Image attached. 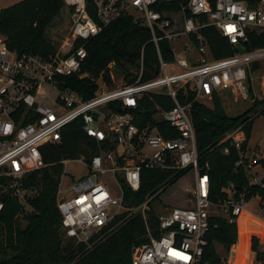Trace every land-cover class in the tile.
I'll return each instance as SVG.
<instances>
[{"label":"built area","instance_id":"2783aa9c","mask_svg":"<svg viewBox=\"0 0 264 264\" xmlns=\"http://www.w3.org/2000/svg\"><path fill=\"white\" fill-rule=\"evenodd\" d=\"M62 1L71 17L72 45L65 53L19 55L9 50L0 35V190L23 199L22 180L45 166L42 146L58 142L63 128L79 120L82 131L97 142V153L88 160L77 159L87 172L74 182L66 183L69 161H62L56 204L66 237L90 249L130 216L140 214L147 241L132 248L131 264H264V157L244 147L242 126L226 132L217 146L223 145L225 155L232 150L237 154L233 169L237 177L228 183L222 198L211 200L209 163L199 160L188 114L191 103L179 102V93L185 89L198 102L199 98L212 102L213 95L222 91L240 100L250 99L251 66L264 58V48L248 50L245 44L249 32H264V0H215L214 7L210 0H189L180 11L162 9L174 0ZM125 16L149 29L157 52V74L140 80L141 57L136 81L112 88L97 81L94 96L83 99L65 83L66 77L80 71L86 57L84 46L73 49L74 42L96 36ZM205 26L215 27L235 49L244 47L245 53L212 59L197 33ZM191 35L199 41L196 50L202 56L198 61H193L191 51L187 53L193 48ZM162 39L171 42L172 60L161 55ZM176 41L182 44L181 51ZM44 89L51 93L49 105L37 99L46 95ZM153 96L168 98L172 107L165 110L164 103H156L147 118L142 102ZM161 122L177 136L165 138L157 125ZM143 170L171 171L170 177L181 170L191 172V206L165 204L161 200L165 186L141 204L126 206L122 182L137 192ZM156 203L160 211L155 210ZM247 204H254L256 211L242 222ZM220 219L236 225L237 242L229 247L215 243L214 256L209 258L207 236ZM242 223L252 227L245 247L240 243ZM219 248L225 255L218 254Z\"/></svg>","mask_w":264,"mask_h":264},{"label":"trees","instance_id":"16d2710c","mask_svg":"<svg viewBox=\"0 0 264 264\" xmlns=\"http://www.w3.org/2000/svg\"><path fill=\"white\" fill-rule=\"evenodd\" d=\"M188 2L189 0H174L164 3L162 9L180 11L181 6ZM214 2L215 0H210L213 7ZM63 7L62 0H22L2 9L0 35L6 38L9 50L19 55L47 56L55 53V46L46 38V30L60 15ZM186 14L189 15V12ZM200 20L206 21V18ZM197 33L202 36L212 59L219 60L236 53L235 47L215 27H201ZM191 40L198 48L196 35H191ZM81 46L86 50V57L81 63L80 71L66 77L65 83L83 99L94 96L99 79L105 85L112 84L111 65L123 75L126 84L136 81L141 57L143 70L140 80H150L157 74L158 58L150 31L132 17L114 20L86 41L76 40L73 49ZM245 47L248 50L264 48V32H249ZM159 49L165 60L173 59L170 41L160 40ZM251 67L255 70L258 63H253ZM249 96L252 98V89ZM194 97V93L185 89L179 93V102L191 103L188 114L195 131L197 153L201 163H209L210 199L215 201L225 195L224 189L237 177L233 172L237 154L233 150L228 155L223 154V145L217 146L218 141L226 132L242 126L241 138L246 147L250 139L253 115H264V106L258 109L261 102L253 99V104L242 114L230 117L224 111L219 95H213L211 108L194 101ZM156 103H164L165 110L172 107V102L166 97L144 99L142 107L146 110L147 118L155 111ZM157 125L165 138L177 136L176 131L167 124L161 122ZM96 153L97 142L82 131L80 121L76 120L63 128L58 142L42 146L45 166L24 177L21 183V188L26 190L23 199L0 190L3 202L0 210V264H131L133 246L147 241L140 214L130 216L112 235L92 249H86L85 244L66 237L62 229L61 215L56 204L57 188L63 173L62 161L80 158L88 160ZM171 173L143 170L141 186L137 192H133L122 182L125 205L137 206L165 186L161 192L163 194L188 171L181 170L175 177H170ZM150 218L154 221L152 214ZM207 239L206 255L211 258L214 256L215 243L229 247L237 242L236 225L220 219L218 226L210 230Z\"/></svg>","mask_w":264,"mask_h":264},{"label":"rangeland","instance_id":"374dc122","mask_svg":"<svg viewBox=\"0 0 264 264\" xmlns=\"http://www.w3.org/2000/svg\"><path fill=\"white\" fill-rule=\"evenodd\" d=\"M20 1L22 0H0V11ZM46 38L55 46L56 53H65L71 48V17L69 10L65 6L61 10L60 15L47 28ZM175 44L177 49L181 51L182 44L180 43V41H176ZM191 45L193 48L188 50L187 53H190L191 51L190 56L192 57L193 61H198V59H200L202 55L198 53L196 47L193 44ZM257 63L258 67H256L255 70H253L251 67L250 70V77L252 78V98L248 100H240L239 98L234 97L229 91H222L219 94L224 111L228 116L234 117L242 114L247 108H249L253 104V99L261 102V105H259L260 107H258V109L261 108V106H264V58L260 59ZM110 67L112 84L106 86L112 88L120 83H124L123 75L116 72L115 69L112 68V65ZM100 80L101 79H99L98 81L101 84ZM44 90L46 95H39L37 99L40 103L49 105L52 103L51 93L49 92V90ZM199 102L209 108L212 107V102L208 98H199ZM256 114L253 115L254 120L250 132L248 149L250 153L252 152L260 157H264V115ZM65 172V181L67 183L78 180L82 175L87 172V169L86 166L78 162V160H69V162L65 166ZM192 182L193 174L191 172H188L185 176H183L175 184L170 186L162 194L161 200L169 206L190 207L191 204L189 200V189L191 187ZM29 194L31 195L32 193L30 192ZM25 207L29 210L26 205ZM154 208L157 211L161 210L159 203H156ZM246 210L247 211L246 214L243 216L244 219L242 222H244L245 218L250 217L249 214L255 213L256 207L254 204H247ZM251 229L252 227H245L243 223L240 227V231L242 234L241 242L243 247H245L246 245L247 232H249ZM114 232L115 231L98 241L90 249H92L95 245H98L101 242L105 241ZM218 254L220 256L225 255L223 249L221 248L218 249Z\"/></svg>","mask_w":264,"mask_h":264},{"label":"water","instance_id":"95a60500","mask_svg":"<svg viewBox=\"0 0 264 264\" xmlns=\"http://www.w3.org/2000/svg\"><path fill=\"white\" fill-rule=\"evenodd\" d=\"M236 51H237L239 54H243V53H245V48H244V47H241V46H237V47H236Z\"/></svg>","mask_w":264,"mask_h":264},{"label":"snow or ice","instance_id":"6c2138e0","mask_svg":"<svg viewBox=\"0 0 264 264\" xmlns=\"http://www.w3.org/2000/svg\"><path fill=\"white\" fill-rule=\"evenodd\" d=\"M176 255H179V253H176Z\"/></svg>","mask_w":264,"mask_h":264}]
</instances>
